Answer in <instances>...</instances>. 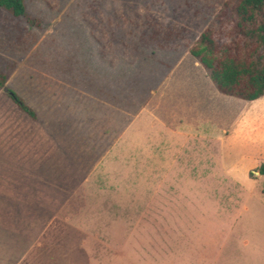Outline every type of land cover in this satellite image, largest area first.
<instances>
[{"label": "rangeland", "instance_id": "374dc122", "mask_svg": "<svg viewBox=\"0 0 264 264\" xmlns=\"http://www.w3.org/2000/svg\"><path fill=\"white\" fill-rule=\"evenodd\" d=\"M24 4L0 8V73L36 115L0 89V264H264V97L192 55L239 32L233 0Z\"/></svg>", "mask_w": 264, "mask_h": 264}, {"label": "trees", "instance_id": "16d2710c", "mask_svg": "<svg viewBox=\"0 0 264 264\" xmlns=\"http://www.w3.org/2000/svg\"><path fill=\"white\" fill-rule=\"evenodd\" d=\"M238 33L230 43H220L210 28L201 35L192 55L209 71L224 95L255 101L264 97V0H233ZM0 8L15 17L31 18L24 0H0ZM33 23V19H30ZM9 76L0 73V89L7 87ZM9 96L31 117L34 110L10 90ZM264 175V165L260 168Z\"/></svg>", "mask_w": 264, "mask_h": 264}, {"label": "crops", "instance_id": "0c3cea01", "mask_svg": "<svg viewBox=\"0 0 264 264\" xmlns=\"http://www.w3.org/2000/svg\"><path fill=\"white\" fill-rule=\"evenodd\" d=\"M32 134V133H31ZM28 135V139L30 140V135ZM36 138H35V142H30L29 144L26 143V145H22L23 146V151L27 150L30 153L33 154V156L35 158H37L38 162L40 163V161L43 159V157L46 158L47 154L51 151H53V149L57 150V146L56 145H52L53 142H49L47 139H45L42 133H38L36 132ZM39 134V135H38ZM42 137V138H41Z\"/></svg>", "mask_w": 264, "mask_h": 264}, {"label": "water", "instance_id": "95a60500", "mask_svg": "<svg viewBox=\"0 0 264 264\" xmlns=\"http://www.w3.org/2000/svg\"><path fill=\"white\" fill-rule=\"evenodd\" d=\"M5 92L10 93V89L8 87L4 88Z\"/></svg>", "mask_w": 264, "mask_h": 264}]
</instances>
